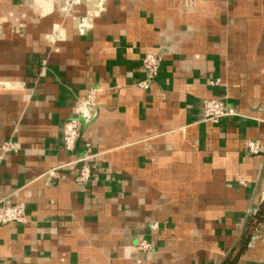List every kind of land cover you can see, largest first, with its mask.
<instances>
[{
    "label": "crops",
    "instance_id": "crops-1",
    "mask_svg": "<svg viewBox=\"0 0 264 264\" xmlns=\"http://www.w3.org/2000/svg\"><path fill=\"white\" fill-rule=\"evenodd\" d=\"M98 1L86 29L81 0H0V202L26 213L0 264H264V0ZM206 100L235 116L205 122Z\"/></svg>",
    "mask_w": 264,
    "mask_h": 264
},
{
    "label": "built area",
    "instance_id": "built-area-1",
    "mask_svg": "<svg viewBox=\"0 0 264 264\" xmlns=\"http://www.w3.org/2000/svg\"><path fill=\"white\" fill-rule=\"evenodd\" d=\"M161 59L157 55L147 54L143 61L141 69L144 73V78L139 82L138 86L143 90H149L153 82L158 78ZM98 90L92 89L88 92L84 101L80 103L78 117L66 123L64 128L63 149L66 152H73L76 149L78 141L81 137L83 123L90 121L91 110L96 108ZM235 112L229 109L225 104L218 100H206L203 103V117L207 123L218 124L222 119L234 117ZM246 150L249 154H256L258 151V143L248 142ZM3 153L14 152L15 147L12 143H7L2 147ZM91 157L84 155L77 160L79 172L75 178L78 186L86 185L92 178V166L90 164ZM50 182L58 180V175L55 171L48 173ZM53 183V182H52ZM26 223L25 210L16 205H7L0 202V227L17 224L24 225ZM157 222L151 224L152 230H158ZM138 250L142 254H148L153 250L152 245L142 240L138 244Z\"/></svg>",
    "mask_w": 264,
    "mask_h": 264
},
{
    "label": "water",
    "instance_id": "water-1",
    "mask_svg": "<svg viewBox=\"0 0 264 264\" xmlns=\"http://www.w3.org/2000/svg\"><path fill=\"white\" fill-rule=\"evenodd\" d=\"M98 0H81V3L87 6L88 10V19L89 21L87 22L86 29L89 28L90 26V21L94 19L97 15L98 9L96 5L98 4Z\"/></svg>",
    "mask_w": 264,
    "mask_h": 264
},
{
    "label": "bare ground",
    "instance_id": "bare-ground-1",
    "mask_svg": "<svg viewBox=\"0 0 264 264\" xmlns=\"http://www.w3.org/2000/svg\"><path fill=\"white\" fill-rule=\"evenodd\" d=\"M39 2H40V0H39ZM45 2V1H44ZM46 3V2H45Z\"/></svg>",
    "mask_w": 264,
    "mask_h": 264
},
{
    "label": "trees",
    "instance_id": "trees-1",
    "mask_svg": "<svg viewBox=\"0 0 264 264\" xmlns=\"http://www.w3.org/2000/svg\"><path fill=\"white\" fill-rule=\"evenodd\" d=\"M247 241H245V243H246Z\"/></svg>",
    "mask_w": 264,
    "mask_h": 264
}]
</instances>
